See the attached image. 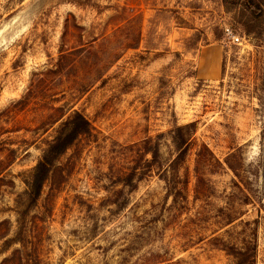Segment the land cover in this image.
Returning <instances> with one entry per match:
<instances>
[{
	"label": "rangeland",
	"instance_id": "1",
	"mask_svg": "<svg viewBox=\"0 0 264 264\" xmlns=\"http://www.w3.org/2000/svg\"><path fill=\"white\" fill-rule=\"evenodd\" d=\"M75 112L89 131L23 249L26 181ZM226 246L264 264V0H0V264H232Z\"/></svg>",
	"mask_w": 264,
	"mask_h": 264
},
{
	"label": "trees",
	"instance_id": "2",
	"mask_svg": "<svg viewBox=\"0 0 264 264\" xmlns=\"http://www.w3.org/2000/svg\"><path fill=\"white\" fill-rule=\"evenodd\" d=\"M74 117L71 121H66L63 124V129L60 133L49 143L46 151L42 157L38 160L37 164L33 168V171L26 181V190L24 192L22 208L18 210V229L15 237L13 238L15 243H19L21 248L24 249V237L25 226L24 219L26 213L36 205L41 193L45 181L48 178V174L54 161L65 152V150L72 144L73 140L80 134L89 131V122L78 112L74 113ZM188 125L175 126L172 130L171 140L174 143L178 154L174 161L170 162L169 167L174 171L184 161L187 151L189 149L188 134L186 132ZM157 155V147L154 148L153 159ZM134 173L129 174L126 177V183H130ZM177 183L173 181L168 182V188L171 192L176 189ZM177 193H181V188L176 190ZM7 241V240H6ZM227 254L234 258L232 264H255V251L252 247L236 248L235 246H226L223 248ZM16 252H20L16 250ZM4 260H8L5 258ZM31 260H28V264ZM22 264V263H20Z\"/></svg>",
	"mask_w": 264,
	"mask_h": 264
},
{
	"label": "built area",
	"instance_id": "3",
	"mask_svg": "<svg viewBox=\"0 0 264 264\" xmlns=\"http://www.w3.org/2000/svg\"><path fill=\"white\" fill-rule=\"evenodd\" d=\"M226 35L231 38L233 43H240V41L242 40L240 36L233 34V32L229 29L226 28Z\"/></svg>",
	"mask_w": 264,
	"mask_h": 264
}]
</instances>
